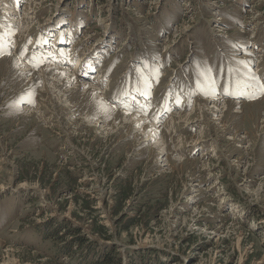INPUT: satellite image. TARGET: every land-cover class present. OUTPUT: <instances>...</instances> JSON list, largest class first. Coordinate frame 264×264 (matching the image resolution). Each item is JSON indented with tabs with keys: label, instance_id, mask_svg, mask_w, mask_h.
Instances as JSON below:
<instances>
[{
	"label": "rangeland",
	"instance_id": "1",
	"mask_svg": "<svg viewBox=\"0 0 264 264\" xmlns=\"http://www.w3.org/2000/svg\"><path fill=\"white\" fill-rule=\"evenodd\" d=\"M28 1L0 6L35 11L0 19V264H264V0Z\"/></svg>",
	"mask_w": 264,
	"mask_h": 264
},
{
	"label": "bare ground",
	"instance_id": "2",
	"mask_svg": "<svg viewBox=\"0 0 264 264\" xmlns=\"http://www.w3.org/2000/svg\"><path fill=\"white\" fill-rule=\"evenodd\" d=\"M32 0H29L28 1V3L29 2H31ZM3 4V0H0V6ZM5 4V3H4ZM27 5V4H26ZM35 7V6H34ZM33 7V8H34ZM3 8H5V9H8V8H6V7H3ZM25 10V9H24ZM1 12H3V14L1 13ZM35 12V11H34ZM34 12H33V9H32V7H30L29 9H27L25 12H22V14H20L19 12H17V11H15V9H10V10H7V11H3L2 10V8H0V19L2 20L1 21V25L2 26H6V28H9V27H12L13 29H15V30H17V32H18V29H21L22 27H24V30H19L21 33H22V35H20V36H22V38L24 37V34H25V31L27 30V28H29V27H31L30 25H31V23H32V21L34 20V18H35V15H34ZM0 31H3V29L0 27ZM5 32V31H4ZM16 37H17V39H18V37H19V34H16ZM17 39H16V41H17ZM22 40V39H21ZM6 44H7V42L5 41V45L4 46H6ZM87 47V46H86ZM84 57V56H83ZM82 57V58H83ZM243 57V56H242ZM245 57V56H244ZM243 57V58H244ZM82 58H80L79 57V59H78V63H81L82 64ZM76 65H78V64H76ZM74 67H75V65H74ZM76 68H77V66H76ZM76 68L74 69V70H76ZM74 70H71L70 71V73H69V75L68 76H70V75H73L74 74ZM31 70H29V65L23 70V73H24V76L25 75H27V74H30V73H32V72H30ZM33 71V70H32ZM41 72H42V74H41V76L44 78V80H48V77L46 76V74H48V73H50V75L51 76H53L52 78H49V82L48 83H50L52 80H54V79H58V78H60V80H62L63 82H62V87L61 88H59L58 90V92H61V91H64V94L67 92V91H69L68 90V87H69V85H71V83L73 84L74 83V85H73V87L70 89V90H75L74 92H76V91H79V89H81V88H86V85L85 84H83L82 82L80 83V82H77V80H75L74 79V81H73V78L70 76V77H68V78H63L62 76H63V72H64V70H61V68L60 69H55V68H53V67H48V68H44V69H42V70H40ZM55 72H57L56 74H54ZM255 73V72H254ZM34 77V82L35 83H39V82H37V81H39V78L38 77H36V75H34L33 76ZM62 78V79H61ZM70 81H71V83H70ZM52 84V83H51ZM87 84H89V83H87ZM55 86V83H53V85L51 86V87H54ZM66 89V90H65ZM97 89V87L96 86H89L88 88H86V90H85V95H84V98H86V97H90L91 96V92L92 91H95ZM107 90H110V87L109 88H107V87H105V89L102 91L103 93H106V91ZM143 90V89H142ZM101 93V92H100ZM93 94V93H92ZM146 94L148 95V91L146 92ZM101 96V95H100ZM99 97V96H98ZM102 98V97H101ZM101 98H95V99H92L91 100V102H92V104H96V105H98V106H100L101 108L103 107V106H101V104L100 103H98V102H100V101H102L101 100ZM89 100V99H88ZM210 101H212L210 98H208V99H202V100H198V102H196L195 104H194V106H193V108H192V111L193 112H196L197 114H200L199 116L201 117V116H204V119H205V121L206 122H208L211 118L210 117H212V116H215V115H217V113H216V111L215 110H217V111H219V105L217 104V102H215L216 100H214V102H213V104L215 105V107H216V109H214L213 107H210L209 108V105L212 103V102H210ZM226 103H228L227 101H225V104ZM230 103H233V102H230ZM128 104V103H127ZM236 104V103H235ZM144 106H146V105H140V110L142 111L143 110V107ZM104 107H106V108H108L109 110H113L110 106H108V104H106V106H105V104H104ZM145 108V107H144ZM98 109V108H97ZM221 111V110H220ZM124 114H126V113H124ZM124 114L121 112V115H123L124 116ZM190 113H187V112H178L177 113V115L176 116H171V120H172V122L173 123H180L181 121L182 122H184V124H185V126H189L190 124H192V119L190 120V115H189ZM123 116H122V121H120V122H122V124L120 125V127H124V125L125 124H130V125H132V126H134V127H139V130L141 131V133L142 134H144L145 136L147 135L149 138V140L150 139H156V138H158L157 136H158V130L153 126V125H146V124H144V121L141 119V118H135V117H133V116H131L130 118H129V121H127V122H125V123H123V121H124V118H123ZM105 118V117H104ZM203 118V117H202ZM222 117H220V118H217L218 120L219 119H221ZM106 119V118H105ZM177 120V121H176ZM101 121V120H100ZM115 122V121H114ZM120 124V123H119ZM126 126V125H125ZM130 127V126H129ZM186 127V128H187ZM189 128V127H188ZM140 133V134H141ZM141 134V135H142ZM143 137V136H142ZM147 138V137H146ZM145 138V139H146ZM160 139V138H159ZM191 139H194V141L195 142H197V139H195V137L193 136ZM158 142V141H157ZM194 143V142H193ZM194 146V145H193ZM164 147V144H162L159 148L160 149H164L163 148ZM164 155V152L162 151H160V152H158V154H157V156L158 157H160V158H162V156ZM21 185H23V184H20L19 186H21ZM4 188V187H3ZM1 189H2V187H1ZM9 255H7V259L3 262V263H1V264H19V263H17V260L15 261V260H12V258H10V257H8Z\"/></svg>",
	"mask_w": 264,
	"mask_h": 264
},
{
	"label": "snow or ice",
	"instance_id": "3",
	"mask_svg": "<svg viewBox=\"0 0 264 264\" xmlns=\"http://www.w3.org/2000/svg\"><path fill=\"white\" fill-rule=\"evenodd\" d=\"M0 27H2V26H0ZM11 35H13V33L9 32V31L0 32V54H2V52H3V48L5 45L6 39L8 37H10ZM9 43H10V41H9ZM243 87L248 89L249 91H251L253 96H255L257 94H264V83L260 82L259 78L255 77V76H253L249 80L245 81ZM98 103H100L101 106H103L105 102L100 101Z\"/></svg>",
	"mask_w": 264,
	"mask_h": 264
},
{
	"label": "trees",
	"instance_id": "4",
	"mask_svg": "<svg viewBox=\"0 0 264 264\" xmlns=\"http://www.w3.org/2000/svg\"><path fill=\"white\" fill-rule=\"evenodd\" d=\"M115 248L111 246L109 253L106 255H103V253L99 258L100 260L95 261L94 264H121L120 255L114 252Z\"/></svg>",
	"mask_w": 264,
	"mask_h": 264
}]
</instances>
